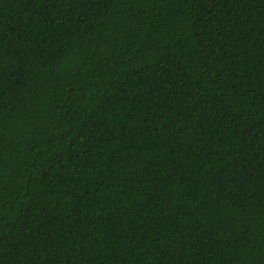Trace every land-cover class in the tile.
Returning <instances> with one entry per match:
<instances>
[{
  "label": "trees",
  "instance_id": "obj_1",
  "mask_svg": "<svg viewBox=\"0 0 264 264\" xmlns=\"http://www.w3.org/2000/svg\"><path fill=\"white\" fill-rule=\"evenodd\" d=\"M0 264H264V0H0Z\"/></svg>",
  "mask_w": 264,
  "mask_h": 264
}]
</instances>
